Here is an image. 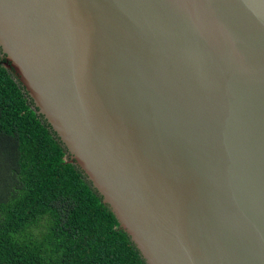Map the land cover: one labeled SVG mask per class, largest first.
I'll use <instances>...</instances> for the list:
<instances>
[{
	"label": "water",
	"instance_id": "water-1",
	"mask_svg": "<svg viewBox=\"0 0 264 264\" xmlns=\"http://www.w3.org/2000/svg\"><path fill=\"white\" fill-rule=\"evenodd\" d=\"M0 52L145 264H264V0H0Z\"/></svg>",
	"mask_w": 264,
	"mask_h": 264
},
{
	"label": "trees",
	"instance_id": "trees-1",
	"mask_svg": "<svg viewBox=\"0 0 264 264\" xmlns=\"http://www.w3.org/2000/svg\"><path fill=\"white\" fill-rule=\"evenodd\" d=\"M0 52V264H145Z\"/></svg>",
	"mask_w": 264,
	"mask_h": 264
}]
</instances>
